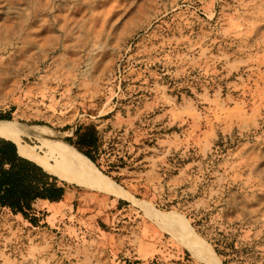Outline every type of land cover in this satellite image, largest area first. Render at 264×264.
I'll use <instances>...</instances> for the list:
<instances>
[{
	"label": "rangeland",
	"instance_id": "374dc122",
	"mask_svg": "<svg viewBox=\"0 0 264 264\" xmlns=\"http://www.w3.org/2000/svg\"><path fill=\"white\" fill-rule=\"evenodd\" d=\"M3 118L67 143L94 124V163L140 203L24 136L66 192L37 222L0 205V264H215L185 236L215 251L221 230L264 264V0H0Z\"/></svg>",
	"mask_w": 264,
	"mask_h": 264
},
{
	"label": "trees",
	"instance_id": "16d2710c",
	"mask_svg": "<svg viewBox=\"0 0 264 264\" xmlns=\"http://www.w3.org/2000/svg\"><path fill=\"white\" fill-rule=\"evenodd\" d=\"M67 141L77 150L100 165L101 135L94 124L79 125L74 136H68ZM121 163H125L120 159ZM111 167L119 165L110 162ZM65 185L59 183L58 176L45 170L40 164L18 153L17 144L0 136V205L7 206L16 213H21L32 222L39 219L34 203L38 198L51 201L63 199ZM207 219V218H206ZM204 219L196 224L204 226ZM215 251L223 257V262L240 261L235 241L223 230L211 235Z\"/></svg>",
	"mask_w": 264,
	"mask_h": 264
},
{
	"label": "bare ground",
	"instance_id": "6f19581e",
	"mask_svg": "<svg viewBox=\"0 0 264 264\" xmlns=\"http://www.w3.org/2000/svg\"><path fill=\"white\" fill-rule=\"evenodd\" d=\"M0 136L13 140L17 144V150L20 155L34 160L48 172L52 174L61 173L56 164L50 162L48 158L39 155V151L36 150L37 148L24 139V136L32 137L41 144H39L40 146H44V148L46 147L60 165L61 163L68 165L69 170H67L65 174L69 179L77 180L80 183H86L106 193L131 199L140 203V201L128 190L109 175L103 173L88 156L77 150L73 145L64 141V138L62 139L59 132L55 131L48 125L34 123L25 124L3 118L0 119ZM65 164L63 165L66 166ZM58 202H60V200ZM165 216L167 217V215ZM185 235L187 234H184V236ZM196 236L197 235H192L190 238L185 236L193 250L197 254L211 253L212 257L215 258L213 262L215 264H221L216 252L211 249L203 239L201 240Z\"/></svg>",
	"mask_w": 264,
	"mask_h": 264
},
{
	"label": "crops",
	"instance_id": "0c3cea01",
	"mask_svg": "<svg viewBox=\"0 0 264 264\" xmlns=\"http://www.w3.org/2000/svg\"><path fill=\"white\" fill-rule=\"evenodd\" d=\"M36 201L37 202H41L43 205H49V204H53V203H57L58 202V201H51V200H49L47 198H38Z\"/></svg>",
	"mask_w": 264,
	"mask_h": 264
},
{
	"label": "water",
	"instance_id": "95a60500",
	"mask_svg": "<svg viewBox=\"0 0 264 264\" xmlns=\"http://www.w3.org/2000/svg\"><path fill=\"white\" fill-rule=\"evenodd\" d=\"M13 141V140H12Z\"/></svg>",
	"mask_w": 264,
	"mask_h": 264
}]
</instances>
